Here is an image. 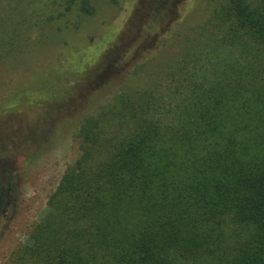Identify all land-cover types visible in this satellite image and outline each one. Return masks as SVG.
Here are the masks:
<instances>
[{"label": "trees", "instance_id": "obj_1", "mask_svg": "<svg viewBox=\"0 0 264 264\" xmlns=\"http://www.w3.org/2000/svg\"><path fill=\"white\" fill-rule=\"evenodd\" d=\"M212 2L162 73L148 82L152 59L136 62L81 120L76 158L6 264H264V0ZM42 21L0 17V57Z\"/></svg>", "mask_w": 264, "mask_h": 264}, {"label": "rangeland", "instance_id": "obj_2", "mask_svg": "<svg viewBox=\"0 0 264 264\" xmlns=\"http://www.w3.org/2000/svg\"><path fill=\"white\" fill-rule=\"evenodd\" d=\"M80 1L0 0L6 22L29 15L44 20L40 31L22 24L29 40L4 43L8 51L0 57V192L8 193L0 212V264L28 242L43 217L48 197L77 156L81 120L110 101L136 62L152 59L153 81L183 40L196 38L213 3L91 0L85 15ZM168 32L163 44L160 37ZM139 81L142 87L145 81Z\"/></svg>", "mask_w": 264, "mask_h": 264}, {"label": "flooded vegetation", "instance_id": "obj_3", "mask_svg": "<svg viewBox=\"0 0 264 264\" xmlns=\"http://www.w3.org/2000/svg\"><path fill=\"white\" fill-rule=\"evenodd\" d=\"M7 197H8L7 191L4 192V190L2 189V191L0 192V212L2 211L1 206L3 203H5Z\"/></svg>", "mask_w": 264, "mask_h": 264}]
</instances>
